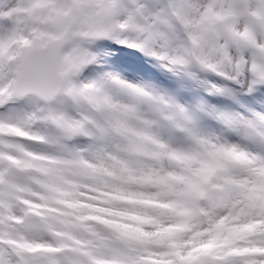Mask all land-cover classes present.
Returning <instances> with one entry per match:
<instances>
[{
	"label": "snow or ice",
	"instance_id": "1",
	"mask_svg": "<svg viewBox=\"0 0 264 264\" xmlns=\"http://www.w3.org/2000/svg\"><path fill=\"white\" fill-rule=\"evenodd\" d=\"M0 264H264V0H0Z\"/></svg>",
	"mask_w": 264,
	"mask_h": 264
}]
</instances>
